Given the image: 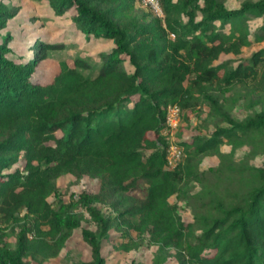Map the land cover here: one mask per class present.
<instances>
[{"label":"trees","instance_id":"trees-1","mask_svg":"<svg viewBox=\"0 0 264 264\" xmlns=\"http://www.w3.org/2000/svg\"><path fill=\"white\" fill-rule=\"evenodd\" d=\"M46 1L85 41L110 45L69 54L76 41L36 37L29 55L19 53L6 28L19 5L0 0V264H43L76 230L90 251L76 264H107L103 246L114 238L125 251L155 245L150 264H264V161L234 168L246 174L241 187L203 200L192 220L171 200L204 179L205 155L226 165L223 143L232 153L259 136L264 150V108L235 119L220 98L237 84L264 94V47L220 59L264 40V0H159L162 19L141 0ZM250 19H259L253 29ZM48 58L56 68L46 79L36 70ZM173 103L179 138L202 104L218 120L208 135L178 140L183 160L166 168ZM64 174L97 178V189L65 200ZM140 185L142 196L130 194Z\"/></svg>","mask_w":264,"mask_h":264},{"label":"rangeland","instance_id":"rangeland-1","mask_svg":"<svg viewBox=\"0 0 264 264\" xmlns=\"http://www.w3.org/2000/svg\"><path fill=\"white\" fill-rule=\"evenodd\" d=\"M8 4H18L19 10L17 14L8 19L7 29L10 30L15 39L12 41L13 48L24 55H29V45L34 42L36 37H41L47 41H76L75 46L68 48L69 54L75 50H80L82 54H90L96 56L99 50H103L110 45L109 42H100L99 40H84L79 31L73 28L68 13L58 15L53 12L46 0H1ZM241 0H225L228 7H236ZM259 19H250L249 26L251 29L255 27ZM264 47V40L260 42H252L248 46L241 47L238 54L228 53L221 54L220 59L225 58H244ZM56 65L52 59H44L37 68V74L43 75L48 79L51 77ZM220 98L223 101V107L230 109L231 115L235 119H241L246 115L252 114L254 111L264 108V94L259 92H250L246 87L237 84L225 96ZM232 103V104H231ZM208 106L202 104L197 113H191L189 124L181 132V137H177L176 128L171 133L165 131L166 136L171 140H180L188 138L192 134L208 135L217 122V117L207 115ZM180 122V121H179ZM224 124V123H222ZM179 125V124H178ZM185 126V125H183ZM178 131V130H177ZM169 134V135H168ZM262 141L259 136L253 139L247 138L244 143L236 147L229 153L230 146L223 143L220 147L225 163L221 164L220 158L216 154L205 155L200 163V172L204 176L202 181H195L182 188L181 194L171 196V200H178V212L185 220H192V215L199 209V205L203 200L216 198L219 192L225 188L241 187L246 179V174L234 171L235 168L244 166H258L264 161V150L261 149ZM211 167L212 169H209ZM249 170H247L248 174ZM99 180L83 175L76 179L69 174H64L57 179V185L63 194L65 200L69 199V192L78 193L80 190L89 192L97 189ZM145 187L140 185L130 194L142 196ZM52 200V196L49 197ZM78 211L80 209H77ZM81 212V211H80ZM84 213L83 225L92 227V223L88 219V214ZM7 241L13 243L14 237L8 236ZM119 242L118 238L105 243L103 252L106 256L107 264H125L134 261V264H150L153 260V254L156 246L146 243L140 245L136 249L122 250L115 247ZM90 251L88 245L82 240L78 230H76L67 240L66 245L61 249L60 253L48 259L43 264H76L80 259H88ZM38 264V263H32ZM162 264H177L174 257L168 256Z\"/></svg>","mask_w":264,"mask_h":264},{"label":"built area","instance_id":"built-area-1","mask_svg":"<svg viewBox=\"0 0 264 264\" xmlns=\"http://www.w3.org/2000/svg\"><path fill=\"white\" fill-rule=\"evenodd\" d=\"M141 2L145 5H148L153 13L159 16L161 19L163 18V12L161 6L159 4V0H141ZM169 35L174 37V33L170 32ZM179 107L177 104H167L165 107V122L167 125V132L171 133L174 128H176L179 124ZM169 135V134H168ZM168 145L166 148V168H173L177 166L180 162H182L184 157L183 147L178 144V140H171L167 136Z\"/></svg>","mask_w":264,"mask_h":264},{"label":"crops","instance_id":"crops-1","mask_svg":"<svg viewBox=\"0 0 264 264\" xmlns=\"http://www.w3.org/2000/svg\"><path fill=\"white\" fill-rule=\"evenodd\" d=\"M71 22V21H70Z\"/></svg>","mask_w":264,"mask_h":264}]
</instances>
